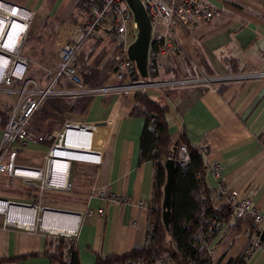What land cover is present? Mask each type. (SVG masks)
<instances>
[{"label": "crops", "instance_id": "obj_1", "mask_svg": "<svg viewBox=\"0 0 264 264\" xmlns=\"http://www.w3.org/2000/svg\"><path fill=\"white\" fill-rule=\"evenodd\" d=\"M0 1L33 12L27 39L45 37L44 47L52 52L70 38L71 27L77 21V9L83 7V0H55L52 5L48 0H27L24 4L14 0ZM206 1L221 8L223 15L210 22H199L193 30L177 29L184 53L166 66L163 77L190 78L194 75L193 68L199 67L211 77L233 78L222 83L217 92L196 86L167 91L164 96L155 92L153 96L170 107L166 117L172 142L176 143L183 136L192 146L207 151L206 186L210 190L217 187L212 170L216 164H221L222 179L228 188L243 197L249 195L254 207L264 216V0ZM37 21L39 25L35 27ZM102 36V41L84 43L81 54L89 51L94 53V58L100 48L111 45L105 33ZM72 39L79 40L76 36ZM90 61L97 70L106 63L112 64L111 54L101 62ZM35 64L40 72L37 76H41L48 66L40 62ZM246 74L255 75L245 79L234 77ZM112 96H93L87 113L82 116V122L102 125L95 126L91 137L73 132L64 149L53 150L60 158L82 163L80 175L82 170L90 172L89 178L93 181L88 189L79 188L68 202L47 204L55 209L80 213V220L73 215L65 220L70 218V226L78 221L71 233L77 242L81 264H95L98 256L121 255L145 246L150 211L141 208L139 203L150 204L155 199L156 165L152 161H140L145 119L131 115L136 104L135 95ZM98 135L105 140L102 148L95 145ZM38 148L45 158L49 148L43 145H30L28 151L35 152ZM99 158L101 164L87 163ZM19 163L34 166L23 160ZM9 181L11 185L16 184V188L0 191V199L32 202L29 200L35 198V193L30 187L19 179ZM0 183L9 184L8 178L0 177ZM105 190L127 196L132 203L107 206L104 217H99L95 212L104 203L98 192ZM5 209L0 203L1 214ZM90 210L94 212L93 217L87 215ZM248 232L246 221L237 229L223 225L210 244L216 252L217 264H227L248 248L254 239ZM47 239L37 230L6 227L0 219V259L38 255L15 264H57L42 255ZM247 264H264V249L257 250Z\"/></svg>", "mask_w": 264, "mask_h": 264}, {"label": "built area", "instance_id": "obj_2", "mask_svg": "<svg viewBox=\"0 0 264 264\" xmlns=\"http://www.w3.org/2000/svg\"><path fill=\"white\" fill-rule=\"evenodd\" d=\"M84 1L85 10L80 14V22L78 21L79 23L77 22L78 24L76 23L75 26L72 25V35L61 45L57 62L45 68L41 76L29 75L30 60L23 55V48L34 19V13L17 4L0 1V93L6 97L0 98V103L5 109L10 107L8 121L2 128L0 136V174L5 175L11 182L14 179H19L31 190H40L42 197L46 191L59 192L70 189V170L67 172V183L64 178L60 179L53 174V169H51L53 162L55 159H60L53 154V150L64 149L71 133L82 132L87 138L91 137L95 129L92 124L72 117L66 118L62 127L51 135L53 143L44 158V166L34 167L20 164L19 156L21 153L27 152L30 145L40 146L44 143L42 135L32 129L31 120L49 98H77L109 94L121 97L146 93L150 90L165 95L167 91L196 86L207 87L211 91L217 92L222 83L233 78V76H207L194 67V75L190 78L157 80L160 78L157 77L149 80L151 72L164 74L166 66H163L162 63L165 57L173 56L176 59L183 54L181 43L176 34L178 28L193 30L199 22H210L223 15L222 9L210 2L206 0H140L148 13L152 26L148 54L149 78L143 79L135 62L129 56V48L135 42L139 29L127 1ZM102 33H105L107 39L113 44L111 59L112 75L115 76V82L111 86L89 88L80 74V69H85V74H87L90 66H86V68L81 66L79 56L84 43L98 39ZM73 36L78 37L79 40H73ZM164 67L165 69L162 71L161 69ZM254 75L246 74L234 77L245 79ZM174 153L171 151L167 159L174 160L180 169L187 170L191 157L186 143H181ZM98 162H101V158ZM212 172L217 180V187L211 189V196L215 201L226 204L236 217L252 216L255 223L264 229V216L254 207L249 195L243 197L238 191L230 190L222 179L221 164H216ZM98 197L104 203V206L95 212L99 217H104L107 206L132 203L131 198L117 195L109 190L98 192ZM0 203H3L1 199ZM32 205L41 211L52 208L37 206L36 203ZM139 206L149 211L158 207L155 199L150 204L140 202ZM87 215L93 217V210L88 211ZM4 226L21 228L19 223L8 221L7 218L4 221ZM211 228H218L217 223H213ZM154 230L155 222L150 216L147 224L146 243L153 240ZM259 249H264V244L258 239L249 254L248 262ZM208 250L213 260L211 264H216L215 258L213 259L216 252L210 248ZM152 264L174 263L157 259Z\"/></svg>", "mask_w": 264, "mask_h": 264}, {"label": "trees", "instance_id": "obj_3", "mask_svg": "<svg viewBox=\"0 0 264 264\" xmlns=\"http://www.w3.org/2000/svg\"><path fill=\"white\" fill-rule=\"evenodd\" d=\"M26 1L14 0L19 4H24ZM48 2L52 5L55 0H48ZM80 56L81 63L83 59ZM86 73L83 80L89 88L105 85L109 77L106 72H100L92 64ZM157 77H160L159 73L151 72L149 80ZM152 93L150 90L135 95L136 104L131 115L145 119L140 141V161H152L156 165L155 202L158 207L150 211V216L155 222L153 240L142 248H135L125 254L98 256L95 264H152L157 259L174 264H211L213 260L208 249L223 225L229 224L230 227L237 229L244 221L249 224V237L254 239L251 240L247 249L227 264H247L249 254L258 241L255 235L263 229L255 223L252 216L236 217L226 204L215 201L205 182V174L209 169L205 160L207 151L192 146L183 136L177 142L187 144L191 161L187 170L178 169L175 173L170 229L165 227L162 216L164 187L167 181L165 162L175 143L171 140L166 117L170 107L167 103L156 99ZM74 99L49 98L37 111L38 113L34 114L31 122L34 121L37 130L41 129L45 123H48L47 128L50 132L56 128L60 129L66 114L74 113L84 116L87 113L93 95ZM8 117V114L0 113L1 129L5 127ZM52 143L53 141L46 140L43 146L49 148ZM213 223H217L218 228H211ZM47 237L42 253L44 257L57 264H81L75 238ZM36 256L38 255L4 258L0 259V264H13Z\"/></svg>", "mask_w": 264, "mask_h": 264}, {"label": "rangeland", "instance_id": "obj_4", "mask_svg": "<svg viewBox=\"0 0 264 264\" xmlns=\"http://www.w3.org/2000/svg\"><path fill=\"white\" fill-rule=\"evenodd\" d=\"M241 5L244 6L245 4L244 3H241ZM251 8H253V7H251ZM84 10H85V1L83 0V7L78 8L77 9V11H78L77 12V15L75 14V16L77 17V21L74 23V26L77 25L80 22V19H81L80 18V14H82L84 12ZM253 10H255V8H253ZM38 25L39 24H38V21H37V24L35 23V27H37ZM29 36L30 35H28V37ZM105 36H106V34H105ZM50 37H52V33L50 34ZM102 37L103 36L101 35L98 39L93 40L92 42H96L98 40L102 41ZM44 39H45V37L40 36V39L39 38L36 39V40H33V39H30L29 40V39H27V41L25 42V45H24V48H23V55L27 56L29 58V60H30V68H29L30 74L29 75L37 76V75L40 74V72L37 70L38 67H37V65L35 63L40 62L42 64H46L44 66H48L49 67V66H52L53 64H55L57 62V60H58V54H59V51H60V47L61 46L59 47V49H56V51H54V52L50 51V49L47 51V49H45V47H44L45 46V40ZM112 45L113 44L111 43V45H105V47L103 49L100 48L99 51H98V53H96V55H95L94 58H93L94 53H89V51H87L86 53L81 54L82 55L81 56V59H83V61L80 63L81 66H84L85 68H86V66H90V64H92V62L90 60H92L94 63H98V62L103 61V59L107 55L111 54V50H112L111 46ZM182 55H180V56H182ZM37 58L40 59V60H38ZM173 59H175V58H173V56L165 57L163 59L162 65L163 66H167L169 64H172V60ZM196 68H197V70H201L199 67H196ZM164 69H165V67L162 68L161 70L164 71ZM99 71L100 72H102V71L103 72H106L107 75L109 76L107 82L105 83V85H108V86L113 85V83L115 82V76L112 75V64L111 63L110 64L109 63H106V65H104L103 68L101 70H99ZM202 73L204 75H207L204 72H202ZM80 74H81V76L83 78L84 77V74H85V69H80ZM207 76H210V75H207ZM160 77L164 78L163 75L162 76L160 75ZM162 78H158L157 80L162 79ZM205 88L208 89V90H210L207 87H205ZM152 92H153L152 93V95H153L157 91H152ZM109 95L112 96V94H109ZM2 97L3 98H6L2 93H0V98H2ZM121 97H123V96H121ZM70 99L71 100H75L74 98H70ZM9 109H10V107H8L7 109H5L4 106L2 105V103H0V113L8 114ZM69 117H72L73 119L82 121V116H79V115L74 114V113L73 114H66L65 115V119L66 118H69ZM64 121L61 123V125L64 123ZM33 122L34 121H32V129L34 131L39 132L42 135V137L44 139V142L46 140L53 141L51 135H53V133H55L59 129L56 128L54 131H51L50 132V131H48V128H47V124L48 123H45L41 129L37 130L36 127L34 126V123ZM94 126L100 127L102 125H94ZM104 143H105L104 138H101L98 135V137H97V139L95 141L96 147L97 148L98 147L102 148V146L104 145ZM43 145H44V143H43ZM179 145L180 144H178V146ZM178 146H177V149H178ZM50 147H49V149H50ZM39 150L40 149L38 148L37 151H35V152H33V151L32 152H29L28 151V152H25V154L23 153L22 155L19 156V160L18 161L23 160L27 164H30V165L32 164L34 166L42 167L44 165L45 160H44L43 154L40 153ZM176 151H173V153L176 152ZM174 154H176V153H174ZM166 160H168V159H166ZM87 163H91V164H101V162L99 163L97 160L94 161V162H87ZM81 164L82 163H80L79 161H71L70 175H69V185H70V189L63 190L62 192L61 191H59V192L46 191L43 194V197H42V194H41V191L40 190L33 189L32 191L35 193V198H31L29 201H32V202L27 203V204H33L34 201H35L34 204L36 203L37 206H39V205L48 206L47 205L48 203L49 204L51 203L53 205H55L56 203H65V202H68L70 199L73 198V194L79 188H82L84 190L85 189H88L89 188V184L93 182L89 178V175H91V173L90 172H86L85 170H82L83 173H81V175H80V170L81 169L79 167L81 166ZM77 165H78V167H77ZM3 176L5 177V175H1L0 177H3ZM15 182H16V184L19 183V181H17V180ZM8 183L9 184L0 183V191H4V190H7V191L15 190V188H16L15 185L16 184H14V185L12 184L11 185L9 179H8ZM6 202L8 203V202H13V201H6ZM6 202H4V203H6ZM17 203H22L23 204V202H17ZM43 213H44L43 211H41L39 209L37 210L36 224H35V228H34L35 231L36 230L37 231H40L41 233H43V234H45V235H47V236H49L51 238H56V239L59 238V237H61V236H65L67 238H74L73 233L70 234V235H62V234H52V233H49V232L44 231L43 225H42L43 224V221H42L43 220ZM6 218H7V216H5V214L4 215L3 214L0 215V219L3 222L6 220ZM216 264H217V262H216Z\"/></svg>", "mask_w": 264, "mask_h": 264}, {"label": "water", "instance_id": "obj_5", "mask_svg": "<svg viewBox=\"0 0 264 264\" xmlns=\"http://www.w3.org/2000/svg\"><path fill=\"white\" fill-rule=\"evenodd\" d=\"M126 1L134 14V17H135V20H136V23L139 29L135 42L129 48V56H130V59L135 62L140 76L146 79L149 77L148 54H149V46H150L151 32H152L151 20L148 16V13L145 7L142 5L140 0H126ZM177 146H178V142L174 144L173 151L177 150ZM165 168L167 170V181L164 187L162 216H163V222L165 224V227L169 230L170 222H171L172 191H173V186H174V176H175V173L178 171L179 166L177 162H175L174 160H167L165 162ZM2 201L6 202L7 200H2ZM8 203H12L13 205L20 206V207H32L37 212V208L32 204L31 205L22 204V203H17V202H8ZM43 212H44L43 218H44L45 213H50V212L57 213V214H64V215H73V216L78 217V220H80L81 218L80 213L74 212V211L63 210V209L46 208L44 209ZM257 237L259 238L261 243H264V231L257 232Z\"/></svg>", "mask_w": 264, "mask_h": 264}, {"label": "bare ground", "instance_id": "obj_6", "mask_svg": "<svg viewBox=\"0 0 264 264\" xmlns=\"http://www.w3.org/2000/svg\"><path fill=\"white\" fill-rule=\"evenodd\" d=\"M70 167H71V160L60 158L54 160L51 169H53V174L55 176H58L60 179L64 178V180L67 183V172L68 170H70ZM1 207L2 209L6 207V209L3 210V215L5 214V216H7L8 221L11 220L19 223L21 228H26L30 230H33L35 228L37 212L32 207L30 209L26 207L16 206L13 205L12 203H4V202L1 203ZM67 216L69 215L57 214L51 212L45 213L44 218L42 220L43 229L52 234L69 235L68 233L73 232L77 227L78 221L76 220L77 222H75L74 225L72 224L73 226L72 225L70 226L71 224L69 220L70 218L65 220V217ZM261 231H264V229ZM214 258L215 256L213 257V259Z\"/></svg>", "mask_w": 264, "mask_h": 264}]
</instances>
